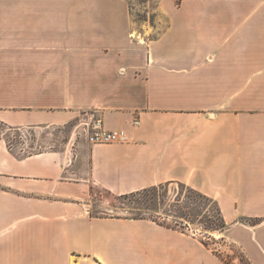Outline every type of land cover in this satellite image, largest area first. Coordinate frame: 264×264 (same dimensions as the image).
Wrapping results in <instances>:
<instances>
[{"label":"crops","instance_id":"0c3cea01","mask_svg":"<svg viewBox=\"0 0 264 264\" xmlns=\"http://www.w3.org/2000/svg\"><path fill=\"white\" fill-rule=\"evenodd\" d=\"M157 11L165 24L148 38L127 0H0V123L94 111L126 135L89 145L87 175L65 150L0 143V264H227L178 229L89 213L95 187L166 182L213 198L224 238L264 264V0Z\"/></svg>","mask_w":264,"mask_h":264},{"label":"rangeland","instance_id":"374dc122","mask_svg":"<svg viewBox=\"0 0 264 264\" xmlns=\"http://www.w3.org/2000/svg\"><path fill=\"white\" fill-rule=\"evenodd\" d=\"M130 7L131 16L134 22V34H141L150 38L154 36L165 24V18L157 11L158 0H127ZM85 112V111H84ZM84 112L68 123L53 125L42 128H21L14 129L0 123V143L11 146L14 151L21 153L55 149L65 150L76 161L80 172L85 175L89 168V145L85 135L81 132V127H77L78 121ZM83 178V177H71ZM87 178V177H85ZM167 198L164 208L167 210L170 204L174 203L179 186L177 183H170L166 186ZM89 213L94 216H130L131 208L137 206L135 203L120 204L114 196L98 188H94L88 201ZM206 209H210L207 205ZM160 209L157 213L165 215ZM172 215H167L166 219L161 218L170 225H174ZM181 232L193 236L199 240L207 241L208 248L220 252L227 257L232 264H250L243 252L235 244L224 238L222 233L216 236V231L205 229V222L202 219L184 220ZM223 237V238H221Z\"/></svg>","mask_w":264,"mask_h":264},{"label":"trees","instance_id":"16d2710c","mask_svg":"<svg viewBox=\"0 0 264 264\" xmlns=\"http://www.w3.org/2000/svg\"><path fill=\"white\" fill-rule=\"evenodd\" d=\"M169 182L152 185L143 189L113 195L114 199L120 203H135L137 206L131 208L130 219H149L160 225L173 229H183L184 220L202 219L205 222V229L225 233L228 224L225 222L217 202L208 195L194 189L184 183L177 182L179 189L175 196L174 203L169 205L167 210L162 209L166 205L167 189ZM207 205L210 209H206ZM160 209L165 215L150 214L157 213ZM167 215H172L174 225H170L161 218L166 219ZM250 222H256V219H250ZM223 238V237H221ZM204 246L208 247V242L201 240ZM213 253L218 255L225 263L232 264L231 261L220 252L212 249Z\"/></svg>","mask_w":264,"mask_h":264},{"label":"built area","instance_id":"2783aa9c","mask_svg":"<svg viewBox=\"0 0 264 264\" xmlns=\"http://www.w3.org/2000/svg\"><path fill=\"white\" fill-rule=\"evenodd\" d=\"M134 124H138V119L134 120ZM77 127H81V132L90 144L119 141L126 136L122 130L105 129L101 117L94 111H85Z\"/></svg>","mask_w":264,"mask_h":264},{"label":"bare ground","instance_id":"6f19581e","mask_svg":"<svg viewBox=\"0 0 264 264\" xmlns=\"http://www.w3.org/2000/svg\"><path fill=\"white\" fill-rule=\"evenodd\" d=\"M214 235L218 236V235H220V233H214Z\"/></svg>","mask_w":264,"mask_h":264}]
</instances>
